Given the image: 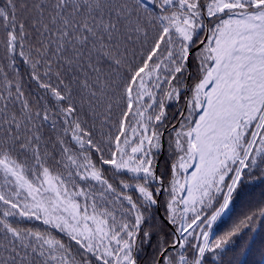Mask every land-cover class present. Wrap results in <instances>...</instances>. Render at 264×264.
Returning <instances> with one entry per match:
<instances>
[{"label":"snow or ice","instance_id":"6c2138e0","mask_svg":"<svg viewBox=\"0 0 264 264\" xmlns=\"http://www.w3.org/2000/svg\"><path fill=\"white\" fill-rule=\"evenodd\" d=\"M250 178L264 0H0V264H264Z\"/></svg>","mask_w":264,"mask_h":264},{"label":"trees","instance_id":"16d2710c","mask_svg":"<svg viewBox=\"0 0 264 264\" xmlns=\"http://www.w3.org/2000/svg\"><path fill=\"white\" fill-rule=\"evenodd\" d=\"M245 183L248 185L246 194L237 197L231 212L224 218V221L220 224L219 228L214 230V235L219 234L220 231L231 226V224L239 219H242L245 215L251 214L253 211H258L260 206H264L262 205V201H264V184H261L258 179L254 178L246 180ZM162 212L163 210L161 209V214ZM254 230L257 237H259L261 231V221L259 217L256 219ZM150 253L151 249H148L144 255H149ZM248 259L250 264H261V258L258 254H253Z\"/></svg>","mask_w":264,"mask_h":264}]
</instances>
